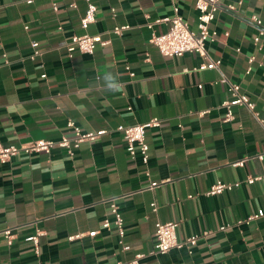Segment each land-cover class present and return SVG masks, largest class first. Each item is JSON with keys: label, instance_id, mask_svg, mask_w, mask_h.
Instances as JSON below:
<instances>
[{"label": "crops", "instance_id": "obj_1", "mask_svg": "<svg viewBox=\"0 0 264 264\" xmlns=\"http://www.w3.org/2000/svg\"><path fill=\"white\" fill-rule=\"evenodd\" d=\"M91 1L96 20L84 28L86 0H0V140L18 146L56 140L71 131L69 120L87 131L108 130L74 156L55 147L0 161V264H129L137 254H144L140 264H264V216L246 221L264 209V177L246 181L264 175V160L256 157L264 151V48L254 42L258 26L251 19L258 14L264 29V0L222 1L212 23L218 34L206 44L209 56L222 60L220 68H200L209 59L195 52L164 55L151 41L153 29L168 25L148 23L176 7L197 29V0ZM125 24L131 28L114 32ZM84 34L111 42L70 58L67 45ZM33 42L41 50L35 57ZM108 71L116 91L106 88ZM223 75L241 85L262 120L242 104L233 106L234 119H225L223 102L231 94ZM155 117L162 124L146 133L147 176L117 126ZM217 180L240 184L209 194ZM151 182L157 186L147 188ZM113 197L129 249L113 223L107 201ZM159 221H177L180 240L201 237L155 254ZM7 228L16 234L12 244ZM39 231L36 252L28 237Z\"/></svg>", "mask_w": 264, "mask_h": 264}, {"label": "built area", "instance_id": "obj_2", "mask_svg": "<svg viewBox=\"0 0 264 264\" xmlns=\"http://www.w3.org/2000/svg\"><path fill=\"white\" fill-rule=\"evenodd\" d=\"M88 2V7L85 15L83 16L81 23L84 28H87L92 22L96 20V13L98 6L91 0H86ZM223 0H197L196 8L198 10L197 15V29H193L189 22L179 13V8H175V13L166 15L163 17L156 18L148 23L149 27L153 29L154 24L166 23L168 25L167 30L164 32H157L155 29L152 31L151 41L158 47L160 52L167 56H182L188 52H195L201 56L208 58V62H203L200 68H220L222 60L212 59L207 51V42L214 40L218 34L217 30L212 29V23L216 18L218 10L221 8ZM240 0L239 3H242ZM230 9H236L235 4L228 5ZM55 8H57L55 6ZM251 19L258 26V33L254 36V42L259 49L264 48V29L262 28L263 20L262 18L253 13ZM131 25H117L114 28V32L118 35H122L126 30L130 29ZM111 41L108 39H103L101 35H75L72 37L71 43L67 45V54L70 58L74 56L76 51L81 53L93 54L98 44H108ZM39 43L33 42L34 52L32 57L41 54V50L38 48ZM256 60L255 56L252 55L249 61L253 63ZM253 66L247 69V73H250ZM131 75H134L131 72ZM46 76V74H43ZM221 82L228 85L231 98L223 102L227 111L225 114L226 120L234 119L233 106L237 104L246 105L258 118H260V113L256 110V104L250 99L248 94H246L239 83L233 82L226 75H223L220 79ZM206 113L201 112V114ZM261 119V118H260ZM262 120V119H261ZM162 124V120L158 117L152 118L146 122H140L135 124H120L117 126V130L123 135L126 141V148L129 155L132 158H136L138 155L141 157L143 163L146 167V175L150 176V169L148 168L150 160V145L146 140V133L150 127H159ZM68 127L70 128L69 133L63 134L59 139H37L33 140L27 144L21 146L18 145H5L0 140V161L8 162L14 157L24 154L32 155L35 153H50L53 148L61 147L66 150L70 156H74L81 145L86 141H95L102 137L108 132L107 129H99L95 131H87L82 129L76 124L74 120L68 121ZM260 160H264V151L256 156ZM247 158L239 160L234 163V165H244ZM263 176L249 175L246 179L248 183H253L258 179H262ZM240 182L236 183H226L222 180H217L210 188L209 194H220L225 190H232L235 186H238ZM157 186L156 183L151 182L147 185V188H154ZM117 197L109 198L107 201L110 203V212L114 216L113 223L117 227L120 234V243L123 245L124 249H129L130 245L125 242V228H124V217L119 210V204ZM153 208L156 210L158 208L156 202L152 203ZM264 216V209H259L258 212L248 216L246 221L249 222L253 219ZM241 222V221H240ZM112 221L106 219L104 225L106 227L110 226ZM177 221L156 223V243L153 253L155 254H165L173 248H181L185 245H195L200 234H193L185 240H180L177 235ZM227 225L222 226L225 229ZM7 238L9 244H12L13 239L16 234L12 228H7L3 231ZM43 234L42 231L31 235L28 240H32L35 244L36 252H39V240L40 236ZM96 231H91L90 235H95ZM208 232H204V235ZM83 234L78 233L70 236L71 239L79 238ZM144 254H137L134 259H132L129 264H140V258Z\"/></svg>", "mask_w": 264, "mask_h": 264}, {"label": "clouds", "instance_id": "obj_3", "mask_svg": "<svg viewBox=\"0 0 264 264\" xmlns=\"http://www.w3.org/2000/svg\"><path fill=\"white\" fill-rule=\"evenodd\" d=\"M104 79L106 81V88L108 90H112V91L118 90L119 84L116 80L115 75L111 71H108L104 74Z\"/></svg>", "mask_w": 264, "mask_h": 264}]
</instances>
